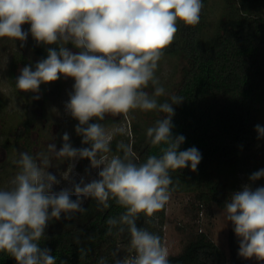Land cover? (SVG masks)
Listing matches in <instances>:
<instances>
[{
    "label": "clouds",
    "instance_id": "9594fccd",
    "mask_svg": "<svg viewBox=\"0 0 264 264\" xmlns=\"http://www.w3.org/2000/svg\"><path fill=\"white\" fill-rule=\"evenodd\" d=\"M203 7L202 0H0V38L26 41L28 32L22 25L30 24L37 44L58 46L48 48L47 58L38 61L35 70L23 67L15 87L38 94L41 84L61 76L74 79L65 109L79 122L75 131L82 144L89 145L74 148L65 132L59 150L49 143L46 152H20L12 160L18 171L7 188H0V252L17 264H57L51 250L39 245L49 221L86 211L82 198L95 199L104 208L114 199L125 211L106 220L108 234L117 226L123 233L126 226L133 251L114 264H170L161 237L138 227L137 220L140 214L151 218L164 208L174 190L170 173L189 166L197 171L202 154L196 147L180 150L185 137L173 135V105L184 98L172 95L171 102H159L165 89L155 72L175 40L178 23L198 25ZM68 43L81 51L73 53L65 46ZM149 84L151 94L145 91ZM135 109L165 114L146 132L152 145H163L161 154L149 155L143 163H136L132 149L123 143L117 145L122 155L111 154V140L125 129L109 130L99 122L107 114L127 116ZM93 119L97 122L89 123ZM255 128L258 137H264V127ZM53 156L73 162L88 159L91 168L99 170L98 179L85 183L82 178L71 188L54 191L60 181L48 171ZM73 167L74 163L69 165L64 179H69ZM261 177L264 169L252 173L250 180ZM224 212L240 238L238 255L264 261V187L243 186L226 201ZM79 251L83 257L88 250ZM98 264L107 261L101 258Z\"/></svg>",
    "mask_w": 264,
    "mask_h": 264
},
{
    "label": "trees",
    "instance_id": "16d2710c",
    "mask_svg": "<svg viewBox=\"0 0 264 264\" xmlns=\"http://www.w3.org/2000/svg\"><path fill=\"white\" fill-rule=\"evenodd\" d=\"M225 1L226 12L211 39L202 40L201 37L203 18L207 13V0H202L204 7L199 24H182L178 28V37L164 52V55L178 54L186 64L182 67V79L176 90L168 97H158L159 102H171L169 98L172 95L184 98L182 103L173 105L172 132L174 136L185 137L181 151L196 147L202 154L197 171H191L189 166L170 173L173 179L170 188H174L172 192L190 193L194 201L192 209L196 213L206 205L224 208L226 201L236 192L233 189L237 184L235 180L230 183L223 179L226 173L229 177L243 174L247 181H251L252 173L264 169V137H258L255 128L258 124L264 127V0ZM37 45L38 50L44 51L43 44ZM47 54L48 51H44V56L37 60L46 59ZM36 63L31 65L33 70ZM15 65L13 61L11 79L14 86ZM62 81L61 76L55 83L62 84ZM50 84L40 86L45 101L50 100V89L55 88ZM149 87L153 86L149 84ZM48 104H44V109ZM34 105L30 104L28 108L25 128L34 123ZM160 115L162 118L165 114ZM95 122V119L89 121ZM146 132L134 122L131 136L120 138L116 135L111 140V154L122 155L117 145L123 143L132 149L136 163L145 162L149 155L159 156L163 145H152ZM70 143L74 148L89 147L82 144V137L77 133ZM79 162L90 161L79 159ZM257 182L264 187V177ZM108 204L109 207L104 208L95 199L86 198L82 204L86 211L75 213L71 219L62 215L63 219L49 221L45 238L39 242L40 247L50 249L57 258V264L61 261L65 264H98L101 258H105L107 264H114L117 258L132 255L126 226L123 233L117 226L108 234L109 226L106 224L109 217L118 218L125 209L114 199H109ZM165 207L154 217L140 214L137 220L138 227L158 234L162 243L163 236L155 232L153 222L156 217L165 216ZM233 229L231 223L227 236L229 253L207 232L187 230L183 249L178 254H169L170 264H247V259L238 255L240 238ZM80 248L88 250L83 257ZM0 264L17 262L8 253L0 252Z\"/></svg>",
    "mask_w": 264,
    "mask_h": 264
},
{
    "label": "rangeland",
    "instance_id": "374dc122",
    "mask_svg": "<svg viewBox=\"0 0 264 264\" xmlns=\"http://www.w3.org/2000/svg\"><path fill=\"white\" fill-rule=\"evenodd\" d=\"M206 8L207 13L203 18L202 40L211 39L214 35L216 26L226 12V1L207 0ZM182 24L178 23V28ZM178 33L179 31H177L175 39L178 37ZM14 46V40L0 39V188H7L10 180L18 171L12 160L18 158L20 152H28L29 154L40 151L46 152V146L49 143H54L59 150L63 144V134L67 132L71 140L76 133L75 127L78 124V121L65 109V104L69 100V94L73 91L75 81L65 77L68 82L62 83L61 91L56 88L50 89L48 97L51 102L49 101L45 109L42 108L43 106L34 105V123L29 128H25L24 121L28 117L29 100L33 99L35 94L16 90L13 85L11 70L12 57L15 52ZM185 64L186 61L181 56L173 53L163 55L159 61L155 75L165 89L164 96L168 97L176 90L182 79L181 70ZM46 85L42 84V86ZM145 91L151 94L154 89L148 87ZM37 95L40 97V92ZM160 118L159 111L135 109L127 116L110 114V117H107L106 121L101 122V124L109 130L113 126L124 127V134L118 135L123 138L126 135L131 136L134 122L138 123V127L147 130ZM21 130L23 131L18 135ZM51 159L52 166L48 171L56 175L60 181L59 184L53 186L54 191L71 188L73 182L78 183L82 178L85 183L98 179L99 170L91 168L90 162L80 164L79 160L75 162L57 160L54 156ZM72 163H74V167L69 174V179H64L63 174L68 171L69 165ZM228 177L229 174L226 173L223 179L230 183L234 180L235 183L237 182L236 188L233 189L236 192L242 190L245 185H249L253 190L263 187L257 181H247L243 174L229 177L231 180ZM82 199L83 202L86 200V198ZM193 202L190 193L171 192L165 207V216L163 218L158 216L154 219L153 228L155 232H160L163 236V244L168 253L178 254L183 249L187 240L186 232L191 229L207 232L222 249L229 253L227 236L231 222L226 220L224 208L206 205L196 213L192 209ZM247 264H264V261H258L252 257L247 258Z\"/></svg>",
    "mask_w": 264,
    "mask_h": 264
},
{
    "label": "flooded vegetation",
    "instance_id": "af4514ba",
    "mask_svg": "<svg viewBox=\"0 0 264 264\" xmlns=\"http://www.w3.org/2000/svg\"><path fill=\"white\" fill-rule=\"evenodd\" d=\"M28 27H30L29 24L22 25V29L24 31L28 32V36H27L26 41L21 42L19 40H16V41L14 40L15 52L13 53L14 55L12 58L14 61V65L16 64L15 66H13L14 67V80L15 81H16V78L20 74V70L23 67L31 66L33 63L38 62L37 59L39 58V56L43 55L44 51H48V48L58 47L57 45H44V47H43L44 51H42L41 49L38 50L39 46L38 45L36 46L37 42L33 39L32 35L29 31L30 29H28ZM0 39H2V38H0ZM5 39H8V38H5ZM32 43H33V46H32ZM34 45L36 46V48L34 47ZM65 46L67 48H69L73 53H78L79 51H81L80 49L75 48L71 43H68ZM32 47L35 49L33 50ZM22 59L24 61H22ZM62 78H63V81L61 83H63V82L67 83L68 82L64 76H62ZM50 85L54 86L58 91H61L62 84H60V82H56V83L52 82ZM59 85L61 87H59ZM40 86H42V84ZM39 92L41 94L39 99H30L29 104H28L29 106H30V104L34 105V103H37L38 106L42 107V106H44V104L49 103V101L51 102V100L45 101V99H43L44 95H43V92L41 91V88H40ZM35 95H37V94H35ZM48 96H49V94H48ZM42 108H44V107H42ZM107 117H110V114H107L106 118Z\"/></svg>",
    "mask_w": 264,
    "mask_h": 264
}]
</instances>
